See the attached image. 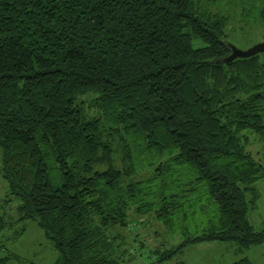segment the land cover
Returning a JSON list of instances; mask_svg holds the SVG:
<instances>
[{"label":"trees","instance_id":"trees-1","mask_svg":"<svg viewBox=\"0 0 264 264\" xmlns=\"http://www.w3.org/2000/svg\"><path fill=\"white\" fill-rule=\"evenodd\" d=\"M220 2L0 0V234L36 222L54 264L137 257L144 245L117 232L130 214L180 238L151 264L199 243H264L248 220L264 178L248 150L250 135L264 147V53L227 61Z\"/></svg>","mask_w":264,"mask_h":264},{"label":"rangeland","instance_id":"rangeland-1","mask_svg":"<svg viewBox=\"0 0 264 264\" xmlns=\"http://www.w3.org/2000/svg\"><path fill=\"white\" fill-rule=\"evenodd\" d=\"M261 8H264V0H223L220 4L212 6L211 11L226 18L224 32L227 43L237 50L246 51L264 42V27L258 20ZM83 100L87 102L89 98ZM249 139L251 144L248 150L257 159L263 158L264 165V147L254 136L250 135ZM254 188L257 200L254 209L248 212V220L253 229L258 231L264 225V178L258 180ZM5 195L6 186L0 177V204ZM9 214L14 216L13 209ZM23 226L25 231L18 237L13 238V235L21 227L20 224L0 234V259L14 254L24 263L54 264L57 254L36 222L26 221ZM117 232L124 238L126 245L132 243L135 248H138L139 244L144 245L143 251L137 249L138 256L130 259L131 263L125 258L122 264H151L156 258L151 254L153 249L163 251L180 244L178 236L167 235L164 229L148 216L143 218L130 214L127 229L118 228ZM243 257L249 259L252 264H264V243L241 253L236 252L233 243L209 242L189 245L181 254L163 264H231Z\"/></svg>","mask_w":264,"mask_h":264},{"label":"water","instance_id":"water-1","mask_svg":"<svg viewBox=\"0 0 264 264\" xmlns=\"http://www.w3.org/2000/svg\"><path fill=\"white\" fill-rule=\"evenodd\" d=\"M228 47L231 51L230 56L227 58V61H231L233 59H246L252 56H255L257 54L264 53V42L256 44L249 48L246 51H240L228 44Z\"/></svg>","mask_w":264,"mask_h":264}]
</instances>
